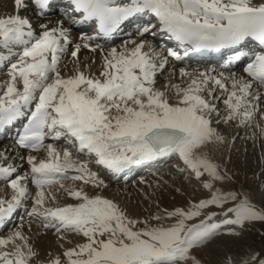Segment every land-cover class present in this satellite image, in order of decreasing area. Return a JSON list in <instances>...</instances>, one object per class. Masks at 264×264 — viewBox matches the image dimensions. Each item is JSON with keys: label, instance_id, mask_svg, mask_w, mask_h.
<instances>
[{"label": "snow or ice", "instance_id": "snow-or-ice-1", "mask_svg": "<svg viewBox=\"0 0 264 264\" xmlns=\"http://www.w3.org/2000/svg\"><path fill=\"white\" fill-rule=\"evenodd\" d=\"M29 10L59 18L34 28L21 14ZM77 25L91 34L77 28L74 42ZM126 28L127 38L112 44ZM156 32L175 47L154 46L148 37ZM81 49L99 51L97 71L81 67ZM224 52L223 70L181 66L174 82L169 65ZM69 56L75 67L62 74ZM238 63L240 75L232 71ZM0 67L7 76L0 85V129L19 122L14 145L28 153L15 157L27 163L21 174L0 152V179L10 190L0 197V225L24 207L61 240L65 233L82 237L40 261L18 226L0 236V264H204L199 253L222 235L238 237L246 223L264 222V202L258 206L247 192L215 187L231 177L208 154L228 143L221 124L250 128L257 116L264 121V0H13L12 13L0 16ZM166 70L171 76L157 87ZM61 139L67 146L57 148ZM41 151L45 158L38 159L33 153ZM173 157L183 164L178 172L190 173L209 191L206 198L140 218L84 190L107 187L89 163L118 179ZM53 189L77 202L57 203ZM220 264H264V255H227Z\"/></svg>", "mask_w": 264, "mask_h": 264}, {"label": "rangeland", "instance_id": "rangeland-1", "mask_svg": "<svg viewBox=\"0 0 264 264\" xmlns=\"http://www.w3.org/2000/svg\"><path fill=\"white\" fill-rule=\"evenodd\" d=\"M36 26L34 25L33 27L36 28ZM65 63L60 70L65 67ZM5 72L6 68L0 71V77L5 75ZM64 73L66 72L62 74ZM168 73L164 72V75H160L157 79V87H163L167 82L168 76L166 77V75ZM176 80L175 82H179ZM257 124L260 125V128H257ZM261 129H264V122L259 116L255 118L250 128L237 126L236 122L228 125L221 124L218 130L226 137L228 143L213 146L208 150L212 160L221 165V171H227L231 177L230 180L216 183L215 187L224 191L247 192L258 206L264 202V132H261ZM1 149H3V143L0 144V152ZM36 155L38 159L43 158L44 152ZM81 159H85V157H81ZM173 165H176V167H173ZM181 167H183L182 162L179 160L172 161L169 165L136 177L135 185L133 183L125 185L114 181L112 185H117L121 189L124 187L126 190L115 191L109 188L110 190L106 193L121 208L126 209L129 215L140 218L161 214L163 209L172 210L175 207H186L189 202L195 203L200 199L206 198L209 195V191L204 189L201 182L192 177L190 173L178 172L177 168ZM94 168V171H98L99 175L103 174L102 170ZM70 182L65 181L64 184L68 186L72 183ZM53 191L64 204L77 202L62 191V193L55 192V189ZM62 196L63 199H61ZM210 210L215 211L216 209L214 206H210ZM39 222L40 220L27 219L21 223L24 225L23 229L29 231V228L26 229L28 225ZM152 223L155 222L152 221ZM46 232L57 237L55 246L51 247V249L49 248L50 250L48 249L46 259H48L49 253L55 255L62 251L60 244L67 248L82 242V237L74 233H65L64 239L61 240L55 233V229H47ZM252 251L264 255V222L262 221L246 223L238 237L222 235L209 248L202 250L199 256L204 261V264H220L227 255L239 257Z\"/></svg>", "mask_w": 264, "mask_h": 264}, {"label": "bare ground", "instance_id": "bare-ground-1", "mask_svg": "<svg viewBox=\"0 0 264 264\" xmlns=\"http://www.w3.org/2000/svg\"><path fill=\"white\" fill-rule=\"evenodd\" d=\"M254 2H257V0H254ZM13 11V0H0V16H4V15H7V14H10L12 13ZM24 12H22L21 14L23 15ZM35 16V15H34ZM59 17L58 16H51V17H36L35 19V24L37 25L38 22H48L50 25L53 24L55 22V20H57ZM66 26H67V23H66ZM39 31V29H38ZM73 38H74V42L78 40V36L79 34H75V35H72ZM149 40L153 43L154 46L156 47H159L158 44L150 37H148ZM96 43H100L102 44L101 42H96ZM104 43V42H103ZM121 43L118 42V43H113L115 45H119ZM112 44H108V45H105V47H111ZM79 58H80V62H81V67H83L84 64H88L90 69L92 71H97L100 64H101V57H100V54H99V51L95 52V53H92V52H89L88 50L86 49H81L80 53H79ZM95 60V63L93 64L92 61ZM67 61V63H65ZM64 63L66 64L65 67L61 70V73L63 72H66L64 74H71L75 65L72 61V59L69 57H66L64 59V62L61 64V66L64 65ZM60 66V68H61ZM181 66H187L189 69H200V70H203L205 68H214V69H217V70H220L219 67L215 66L214 64H207V65H203V66H193V67H190L186 64H174V65H169L168 68L171 69V70H174L176 72V78L177 80L176 81H179V77H178V68L181 67ZM165 72H169L166 77H167V80L168 78L171 76V71H165ZM6 73V72H5ZM236 73L238 75L242 74L241 73V70L240 71H236ZM164 75V74H163ZM162 76V75H161ZM160 77V75L157 76V79ZM162 78V77H161ZM165 78V77H164ZM7 79V76L6 74L3 75L2 77H0V85H3L4 81H6ZM166 79V78H165ZM175 82V81H174ZM264 122V121H263ZM1 142V141H0ZM1 144V143H0ZM1 152H7V154L9 155V159L11 160L10 162H12L14 165L17 164V167H18V171L22 174L24 171L27 170V168L25 167L27 165L26 161H21L20 159L18 158H15L17 157L18 155H27L28 153L27 152H20V151H17L13 142L11 141H5V143L3 144V149H1ZM43 152V151H42ZM40 153V152H39ZM34 155H36L37 153H33ZM43 158H45V153L43 155ZM90 168H92L90 165H89ZM92 170H94V168H92ZM152 170V169H151ZM146 171L145 168H142L140 171H138L140 174H143V172ZM138 176V175H137ZM137 176H133L127 183H133L135 185V178ZM101 178H103L105 180V183L107 184V187L106 188H103V189H97V188H94L92 185H86L84 186V190L87 191L90 195H93V194H96V193H100L102 194L103 196L107 197V198H110L109 195H107V191L110 190L109 188H111L112 190L114 189L115 191L116 190H126V188L123 187V189H121L120 187H117V185H112V178L111 176H102L100 175ZM0 185L3 184V181L0 180ZM65 182V181H64ZM71 183V182H70ZM127 183H125V185H127ZM124 185V186H125ZM264 185V184H263ZM66 186V184H65ZM75 186L76 187H80V182H75ZM29 188H30V191H32L34 193V186H32L31 184L29 185ZM261 188V187H260ZM111 192V191H110ZM118 192V191H117ZM123 192V191H122ZM62 193V192H61ZM10 194V190L7 188V185L4 186V187H0V197H7V195ZM62 195V194H61ZM64 196V195H63ZM63 196L61 199H63ZM110 199H113V198H110ZM73 200V199H72ZM62 201V200H61ZM60 201V198L57 197V203L63 205L64 203ZM66 201V200H65ZM67 203V202H66ZM25 207H28L30 208L31 207V204H30V201H26L25 202ZM21 209V208H20ZM19 209V210H20ZM29 217H26V218H23V220L25 221L26 219H28ZM21 227V230L25 233L26 236H28L30 238V243L33 245V248L34 250L38 253V256L36 259L40 260V261H46L47 257H46V253L48 251V249L51 247H54L55 246V239L57 237H55V235L53 234H49L47 233V229H44L43 226H42V223H36L33 225H28L27 228H29V231L28 230H25L23 229V224H20L19 225ZM26 226V225H25ZM17 228L16 227H13L12 229H15ZM11 229V230H12ZM4 232V231H3ZM1 233L0 236H5L7 235L10 230H8L6 233ZM3 234V235H2ZM58 236V235H57ZM59 238V237H58ZM57 244H58V241H57ZM57 246V245H56ZM49 249V250H50ZM57 249V248H56Z\"/></svg>", "mask_w": 264, "mask_h": 264}]
</instances>
